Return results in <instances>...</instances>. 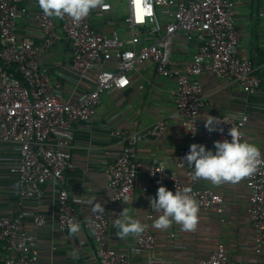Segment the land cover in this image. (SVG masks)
Returning <instances> with one entry per match:
<instances>
[{"label": "built area", "instance_id": "2783aa9c", "mask_svg": "<svg viewBox=\"0 0 264 264\" xmlns=\"http://www.w3.org/2000/svg\"><path fill=\"white\" fill-rule=\"evenodd\" d=\"M122 1L127 5L124 31L100 33L93 27V18L95 12L109 13L110 3L98 0L97 7L90 10L87 17L74 22L67 15L45 16L37 0L32 14L42 43L36 46L20 39L15 32L17 20L28 14L21 0H0V142L14 146L19 153L18 163L10 172L17 176L20 201H37L44 184H57L56 228L59 231H69L70 222L79 224V230L83 225L70 205L65 187L66 173L76 168L70 154L72 126L77 122H93L102 96L111 90L127 88L128 75L137 67L152 62L160 76L175 81L172 118L193 144H200L197 119L200 110L208 105L199 79L202 74L235 85L249 95L261 90V77L256 68L239 56L240 33L235 24L233 0ZM258 16L264 19V7ZM56 20L72 49L71 73L76 87L86 75H93L92 89L76 99L66 100L54 90L48 73L38 61L39 51L48 52L59 40ZM178 36L195 46L191 60L181 68L173 67L169 58L173 40ZM214 117L223 129L222 133L213 132L216 141L230 139L227 135L230 128L242 133L248 123L247 115ZM168 123V119H159L148 133L160 137ZM108 131L122 145L116 160L104 171L112 203L131 205L139 192L152 212L149 198H155L157 189L164 186L173 193L178 191L193 198L200 211L215 209L219 216L223 214L219 195L203 186V180L193 178L194 167L184 159L190 145L178 149L175 161L176 170L183 171L189 183H182L175 172L153 159L144 171V182L137 187L140 135L111 128ZM246 187L252 247L255 254L261 255L264 253V162L254 174L246 177ZM22 218L23 215L0 216V261L3 264H41L36 252L30 249V237L19 228ZM147 218L152 219L153 215L150 213ZM45 222L41 215L34 217L38 229L43 228ZM90 226L93 240L101 244L108 230V218L95 213ZM144 226L136 251L145 253L146 264H169L153 259L155 236L147 223ZM10 253H15L17 258L9 257ZM132 253L100 247L96 257L99 264H132ZM199 264L239 263L223 245H218Z\"/></svg>", "mask_w": 264, "mask_h": 264}, {"label": "crops", "instance_id": "0c3cea01", "mask_svg": "<svg viewBox=\"0 0 264 264\" xmlns=\"http://www.w3.org/2000/svg\"><path fill=\"white\" fill-rule=\"evenodd\" d=\"M111 4L109 13L95 12L93 27L100 33L113 30L124 31L123 21L127 5L122 0H101ZM28 14L16 23L17 36L33 45L40 46L41 36L33 20L32 12L37 0H21ZM264 7V0H233L236 28L240 33L239 56L248 59L261 77L260 93L249 95L221 79L202 74L200 81L208 105L199 112L197 123L199 143L212 148L216 141L214 133L204 129L208 116L229 114L247 115L243 141L257 146L264 153V19L258 13ZM57 22L58 42L48 51H39L38 61L50 77L54 90L64 99H76L93 87V75H86L76 87L71 73L72 49L68 39ZM195 52L193 43L178 36L173 40L170 60L173 67L181 68ZM109 65V64H108ZM130 85L123 90H111L102 96L96 119L91 123L77 122L71 132V160L75 170L65 175V187L70 196V205L83 221L81 229L74 235L56 228L57 184L46 183L41 187L39 200L20 201L18 179L10 172L18 163L19 153L12 145L0 142V216L16 218L23 215L19 228L30 237V249L34 250L41 264H99L96 253L101 247L117 253H132V264H146L144 252L136 251L139 235L129 234L119 238L114 221L122 211L141 224L147 223L155 236L153 259L169 264H199L218 246L223 245L230 257L239 264H264V253L255 254L252 247V228L248 217L249 191L246 178L236 184L213 185L203 180L202 185L214 190L221 199L223 214L215 209L198 212V223L194 231H183L179 225L167 230L152 227L160 213L150 212L145 197L136 193L131 205L112 203L111 191L105 178V168L113 163L121 151L120 140L110 135L108 129L138 133L137 187L144 182V171L153 159L175 172L179 180L189 183L183 171H177L175 161L178 149L193 144L183 134L179 123L172 118L174 111L173 91L175 81L160 76L152 62L137 67L128 75ZM168 119V127L160 137H154L148 130L159 119ZM94 204H100L108 218V230L101 244L91 236L90 221L95 213ZM153 218L148 219V214ZM41 215L45 226L38 229L34 217ZM224 221H221V220ZM17 258L15 253L8 255ZM0 264H3L0 261ZM17 264H20L19 262Z\"/></svg>", "mask_w": 264, "mask_h": 264}, {"label": "clouds", "instance_id": "9594fccd", "mask_svg": "<svg viewBox=\"0 0 264 264\" xmlns=\"http://www.w3.org/2000/svg\"><path fill=\"white\" fill-rule=\"evenodd\" d=\"M98 0H38V6L45 16L60 18L65 15L79 22L87 17L90 10L97 7ZM204 129L209 133H222L217 119L208 116L204 120ZM227 135L230 139L214 141L212 148L203 144H191L184 159L194 167L193 178L205 180L213 185L222 183L236 184L242 179L254 174L258 165L264 162V153L247 141L241 140L242 133L237 128H230ZM188 190L185 189V193ZM149 203L155 212L160 213L152 227L158 230H167L173 223L179 225L183 231H194L198 223L199 207L190 196L175 191L173 193L164 186H160L155 198H149ZM104 211L100 204H94L93 212ZM118 229L116 235L124 239L129 234L143 233L145 226L132 219L126 211H122L114 221ZM80 225L71 223L70 235L79 231Z\"/></svg>", "mask_w": 264, "mask_h": 264}, {"label": "rangeland", "instance_id": "374dc122", "mask_svg": "<svg viewBox=\"0 0 264 264\" xmlns=\"http://www.w3.org/2000/svg\"><path fill=\"white\" fill-rule=\"evenodd\" d=\"M120 13H121V14H126L127 11H125V9H120Z\"/></svg>", "mask_w": 264, "mask_h": 264}]
</instances>
